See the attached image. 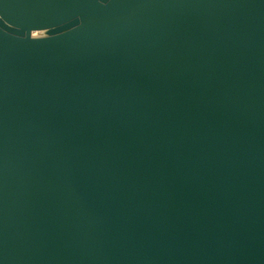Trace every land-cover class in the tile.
Here are the masks:
<instances>
[{
	"label": "water",
	"instance_id": "obj_1",
	"mask_svg": "<svg viewBox=\"0 0 264 264\" xmlns=\"http://www.w3.org/2000/svg\"><path fill=\"white\" fill-rule=\"evenodd\" d=\"M0 264H264V0H0Z\"/></svg>",
	"mask_w": 264,
	"mask_h": 264
}]
</instances>
